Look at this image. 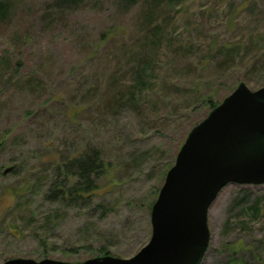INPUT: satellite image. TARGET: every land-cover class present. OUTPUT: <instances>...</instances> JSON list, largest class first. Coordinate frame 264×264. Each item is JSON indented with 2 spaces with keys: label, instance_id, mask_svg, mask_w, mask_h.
I'll return each mask as SVG.
<instances>
[{
  "label": "rangeland",
  "instance_id": "1",
  "mask_svg": "<svg viewBox=\"0 0 264 264\" xmlns=\"http://www.w3.org/2000/svg\"><path fill=\"white\" fill-rule=\"evenodd\" d=\"M240 82L264 86V0H0V264L136 254L188 131ZM95 151L92 190L55 198L57 166ZM207 223L201 264H264V183L227 184Z\"/></svg>",
  "mask_w": 264,
  "mask_h": 264
},
{
  "label": "water",
  "instance_id": "2",
  "mask_svg": "<svg viewBox=\"0 0 264 264\" xmlns=\"http://www.w3.org/2000/svg\"><path fill=\"white\" fill-rule=\"evenodd\" d=\"M229 183H264V86L238 83L188 131L152 205L150 238L132 257L1 264H201L210 240L208 210Z\"/></svg>",
  "mask_w": 264,
  "mask_h": 264
},
{
  "label": "trees",
  "instance_id": "3",
  "mask_svg": "<svg viewBox=\"0 0 264 264\" xmlns=\"http://www.w3.org/2000/svg\"><path fill=\"white\" fill-rule=\"evenodd\" d=\"M84 0H58V5L68 6L81 3ZM90 157H78L70 166L60 164L57 166L58 176L55 177L48 190L55 195V198L65 199L67 197L84 196L92 190V176L102 167L103 161L99 152L95 151ZM64 165V166H63ZM63 172V177L60 174ZM75 178L73 184L68 186V179ZM58 180H60L58 182ZM79 197V196H78Z\"/></svg>",
  "mask_w": 264,
  "mask_h": 264
}]
</instances>
